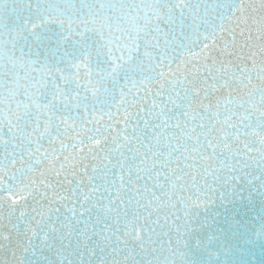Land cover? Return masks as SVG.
Wrapping results in <instances>:
<instances>
[{"label": "water", "instance_id": "95a60500", "mask_svg": "<svg viewBox=\"0 0 264 264\" xmlns=\"http://www.w3.org/2000/svg\"><path fill=\"white\" fill-rule=\"evenodd\" d=\"M27 2L0 0V184L115 172L137 264H264V196L193 199L225 169L264 165L260 0L235 19L225 0H40L49 7L22 31L11 9ZM137 108L150 116L135 135L106 130ZM177 206L194 212L180 238ZM206 233L219 237L211 248Z\"/></svg>", "mask_w": 264, "mask_h": 264}, {"label": "snow or ice", "instance_id": "6c2138e0", "mask_svg": "<svg viewBox=\"0 0 264 264\" xmlns=\"http://www.w3.org/2000/svg\"><path fill=\"white\" fill-rule=\"evenodd\" d=\"M220 6L234 19L253 7L244 0H225ZM47 7L40 0L14 5L11 13L15 16V26L27 31L32 17ZM259 8L264 11V0H260ZM149 116L150 110H125L118 120H109L106 130L124 139V134L135 135L140 131ZM95 172L87 166L72 167L54 173L51 183L44 182L39 187L29 184L20 191H13L11 184L7 188L0 184V264H137L143 261L141 251L130 247L125 221L134 215L129 207L131 201L118 195L115 172L111 179L97 176ZM21 191L27 196L18 200ZM245 192L264 196V165L225 169L222 175L211 181L205 179L194 188L193 199L197 205L203 203L212 208L218 202L224 204L238 196L242 198ZM209 208L204 209L206 213ZM209 215L197 213L195 221L206 223ZM172 220L175 235L180 238L194 223L192 207L177 206ZM218 238L215 233H206L207 247L211 248ZM196 243L205 246L203 240L198 239Z\"/></svg>", "mask_w": 264, "mask_h": 264}]
</instances>
